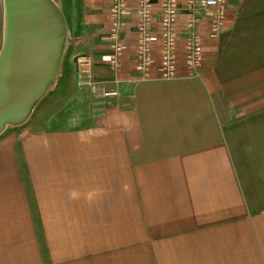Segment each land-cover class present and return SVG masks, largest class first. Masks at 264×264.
<instances>
[{
	"label": "crops",
	"instance_id": "0c3cea01",
	"mask_svg": "<svg viewBox=\"0 0 264 264\" xmlns=\"http://www.w3.org/2000/svg\"><path fill=\"white\" fill-rule=\"evenodd\" d=\"M50 1L66 60L42 97L52 108L0 134V264H264V0H226L214 36L215 9L194 14L195 72L177 0L171 79L134 69L136 0L117 70L113 0ZM151 4L158 33L162 0Z\"/></svg>",
	"mask_w": 264,
	"mask_h": 264
},
{
	"label": "water",
	"instance_id": "95a60500",
	"mask_svg": "<svg viewBox=\"0 0 264 264\" xmlns=\"http://www.w3.org/2000/svg\"><path fill=\"white\" fill-rule=\"evenodd\" d=\"M8 46L0 66L2 121L21 123L57 75L66 48L62 19L50 0H6ZM0 52V54H1Z\"/></svg>",
	"mask_w": 264,
	"mask_h": 264
},
{
	"label": "built area",
	"instance_id": "2783aa9c",
	"mask_svg": "<svg viewBox=\"0 0 264 264\" xmlns=\"http://www.w3.org/2000/svg\"><path fill=\"white\" fill-rule=\"evenodd\" d=\"M137 1V62L134 65L136 72L147 77L155 68L161 79H171L176 76L177 63L179 62L175 54V48L178 46V38L175 33V22L177 13V0H162L159 11L158 33L152 31L153 12L151 0ZM226 0H186L185 7L192 13V18L187 24V33L182 38V46L185 50L183 65L191 72H195L200 66L203 57L202 40L197 30V18L194 14L199 10L214 8L215 12L211 16L212 36H214L221 27L223 19V8ZM126 15V4L124 0H113L110 9V28L105 36L106 42L110 46L109 65L112 69L120 68L121 55L124 50V44L121 39V31L124 26ZM154 46L161 49L159 59L153 62L152 52ZM87 69L90 62L78 60ZM91 88L94 86L91 84ZM113 93H104L112 95Z\"/></svg>",
	"mask_w": 264,
	"mask_h": 264
},
{
	"label": "rangeland",
	"instance_id": "374dc122",
	"mask_svg": "<svg viewBox=\"0 0 264 264\" xmlns=\"http://www.w3.org/2000/svg\"><path fill=\"white\" fill-rule=\"evenodd\" d=\"M5 11H6V0H0V52H1V49H2V46H3V36H4V22H5ZM66 51V48L64 50V53ZM64 53H63V56H62V59H61V62H60V65L64 63V61L66 60V58H64ZM64 58V60H63ZM56 80V76L54 79H52V81L49 83V85L45 88L44 90V93L42 95V97L47 93L46 91L52 87V85L54 84ZM50 96V95H49ZM53 96V95H52ZM42 97L34 104L30 114L28 115V117L32 114V112L35 111V108H36V111L34 112L35 114L41 112V109H50L52 108L53 104H54V100L53 99H50L49 97H46L44 99H42ZM42 99V100H41ZM41 100V101H40ZM54 108V107H53ZM53 111L57 114L60 112V107L59 108H54L52 110V113ZM53 116V115H52ZM28 117L21 123H9V122H6L0 129V134L3 133L4 131L6 130H15V128L21 126L27 119Z\"/></svg>",
	"mask_w": 264,
	"mask_h": 264
},
{
	"label": "bare ground",
	"instance_id": "6f19581e",
	"mask_svg": "<svg viewBox=\"0 0 264 264\" xmlns=\"http://www.w3.org/2000/svg\"><path fill=\"white\" fill-rule=\"evenodd\" d=\"M8 9H9V7H8V5H7V3H6V10L8 11ZM5 25H7L6 24V22H5ZM5 46H4V50L1 52V54H0V66L3 64V62H4V57H5V52H6V50H7V48H6V45L8 46V38H7V36H6V32H7V26H5ZM7 121L6 120H3L2 121V125L1 126H3L5 123H6Z\"/></svg>",
	"mask_w": 264,
	"mask_h": 264
}]
</instances>
